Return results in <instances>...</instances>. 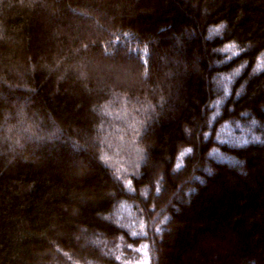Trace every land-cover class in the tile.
Wrapping results in <instances>:
<instances>
[{
	"label": "trees",
	"instance_id": "obj_1",
	"mask_svg": "<svg viewBox=\"0 0 264 264\" xmlns=\"http://www.w3.org/2000/svg\"><path fill=\"white\" fill-rule=\"evenodd\" d=\"M0 264H264V0H0Z\"/></svg>",
	"mask_w": 264,
	"mask_h": 264
}]
</instances>
